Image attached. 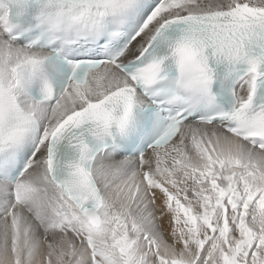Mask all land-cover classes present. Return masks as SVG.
Here are the masks:
<instances>
[{
	"label": "snow or ice",
	"instance_id": "6c2138e0",
	"mask_svg": "<svg viewBox=\"0 0 264 264\" xmlns=\"http://www.w3.org/2000/svg\"><path fill=\"white\" fill-rule=\"evenodd\" d=\"M0 264H264V0H0Z\"/></svg>",
	"mask_w": 264,
	"mask_h": 264
}]
</instances>
